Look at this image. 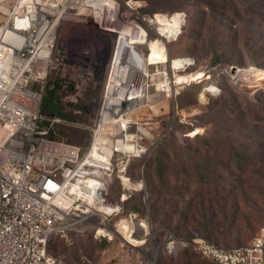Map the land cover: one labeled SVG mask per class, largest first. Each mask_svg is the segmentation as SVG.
<instances>
[{
	"label": "built area",
	"instance_id": "1",
	"mask_svg": "<svg viewBox=\"0 0 264 264\" xmlns=\"http://www.w3.org/2000/svg\"><path fill=\"white\" fill-rule=\"evenodd\" d=\"M125 4L121 9L116 0H0V264H58L49 254V241L71 231L93 232L100 239L116 236L121 246L134 247L126 234L136 239L148 234L146 222L125 214L123 205L132 191L144 190L143 181L134 183L128 171L133 159L148 152L142 137L130 131L137 121L129 116L136 108L148 110L150 95L177 97L205 80L209 70L188 71L196 66L191 57L169 58L167 40L177 39L183 30L175 28L173 36L162 32L174 15L141 19L134 1ZM180 21L184 23L182 15ZM79 23L101 32L97 49L86 51L91 59L76 55L71 60L60 45L68 24ZM126 31L129 42L138 37L119 49ZM148 39L163 44L166 61L149 60ZM64 68L68 77L52 80ZM118 68L121 74L112 78ZM101 73V94L88 104L95 108L88 148L48 137L42 124L46 91L59 83L65 93L61 100L68 102V93L86 92ZM207 91L217 94L219 88L211 85ZM138 95L146 98L134 107L130 101ZM114 179L123 190L116 203L108 201ZM122 214L112 228L111 219ZM189 244L218 264H264V228L241 247L223 248L196 235L172 241L168 251L173 254Z\"/></svg>",
	"mask_w": 264,
	"mask_h": 264
},
{
	"label": "rangeland",
	"instance_id": "2",
	"mask_svg": "<svg viewBox=\"0 0 264 264\" xmlns=\"http://www.w3.org/2000/svg\"><path fill=\"white\" fill-rule=\"evenodd\" d=\"M121 5V9L126 7L127 2H138L139 6L134 5V10H138L139 17L145 18L155 14L174 15L173 21H170V27L175 33V28L183 27L181 35L176 38L167 40V52L170 59L174 60L178 57L195 58L196 66L189 67L188 71H200L201 68L209 70L206 79L201 83H194L181 92L177 97H162L150 104L148 107V118L142 121L134 122L130 128L131 132H137L142 137V143L148 148V152L140 158L133 159L130 166L129 176L134 183L143 181L144 190L132 191L133 199L142 201L146 205L145 214L142 220L146 222V237L138 239L126 234L125 238L134 246H121L120 238L100 239L93 232H87L85 235L71 234L68 237L55 236L51 241V245L57 246L55 258L58 264H66L71 252H78V257L82 260H90L93 264H158L160 255L176 256L182 248H178L175 253L168 251L169 244L176 239L192 238L200 235V230L194 224L186 229L188 233L178 234L168 226H157L151 220L149 209L147 206L148 192L146 185L145 166L159 150L165 146L176 147L178 149L191 148L195 150V138L207 136V127L202 125V115L206 111V105L218 100L224 93H229L228 105L233 110L237 108L243 109L248 103L256 105V113L259 116V126L256 130L257 136L245 135L244 133L237 138H232L234 146L240 154L249 156L247 165L241 166L238 161L231 157L232 147L216 148L210 152V165L218 167L216 169V177L218 181L223 177L224 183L231 184L232 189L237 195L240 204L241 214L239 218L245 221L242 226L233 230L235 236L244 244L249 243L264 228V22L248 23L246 20L231 25L226 22L224 32L210 30V27L216 28L210 20L205 24L196 23L194 31L188 32L189 23L192 17L201 11H208L205 0H116ZM183 16L184 23H181L180 16ZM184 24V25H183ZM239 24V26H237ZM221 30V29H220ZM172 35V36H173ZM101 32L98 28H92L91 24H68L66 32L63 34L60 45L69 54L72 60L85 57L91 59V55L87 54L89 50L93 53L98 47V40ZM215 41V42H213ZM213 42V45H212ZM151 52L160 50L163 54V60H167L163 44L157 40H149ZM213 46H218L221 52H225V56L231 57L234 63L230 67L222 65V61L214 62ZM89 52L90 54H92ZM70 61V60H69ZM182 62V60H180ZM71 63V62H69ZM68 63V64H69ZM236 69V73H232L231 68ZM228 70V71H227ZM68 69L64 68L54 73L52 80L67 78ZM103 73L100 74L98 82L91 85L89 89L80 94L68 93L70 97L68 102H62L58 99L59 112L58 118L54 119L53 127L60 130L62 126L61 112L63 116H70L73 112L81 111V115L77 117V121L89 123L90 114L94 112V106L88 108V104L97 99L101 94ZM211 85H217L219 93L212 94L207 91ZM227 88V89H226ZM230 90V91H227ZM149 92H152L150 88ZM152 94V93H151ZM75 100L74 102H71ZM252 109V108H251ZM247 113V110H245ZM144 115L145 113H140ZM43 119H48V115L44 114ZM59 119V121H56ZM249 121V117L244 119L245 124ZM139 126H143L148 130L150 136L144 135L139 131ZM210 125L209 127H211ZM48 127V126H46ZM191 133L189 136L188 134ZM90 135H82L79 137L78 144L86 145ZM209 138H211L209 136ZM231 144V143H230ZM240 162V161H239ZM230 169L235 175H230L227 170ZM247 171L246 173H242ZM262 176V178H261ZM134 185V184H133ZM136 188L139 185L136 184ZM123 190L119 180L114 179L109 188V202H119ZM142 194V197L136 193ZM147 195V197H146ZM147 199L145 201V199ZM185 202L180 203L181 210L186 212ZM131 204L125 205L129 209ZM125 214H129L125 210ZM125 214L115 216L111 219L112 228L120 222ZM124 221L119 224L120 228H124ZM138 235V234H137ZM138 236H141L139 234ZM144 239V243L142 240ZM67 248L64 253L61 247ZM129 246V247H128ZM236 246L224 247L233 248Z\"/></svg>",
	"mask_w": 264,
	"mask_h": 264
},
{
	"label": "trees",
	"instance_id": "3",
	"mask_svg": "<svg viewBox=\"0 0 264 264\" xmlns=\"http://www.w3.org/2000/svg\"><path fill=\"white\" fill-rule=\"evenodd\" d=\"M204 2L207 3L206 8H210V10L201 11L191 18L188 28L190 34L199 21L205 24L207 20H210L212 24L216 25V28L210 27V30H217L221 33L226 30V22L231 25L241 20L248 21L246 25L264 22V0H205ZM134 5L139 6L135 1ZM213 47L212 59L214 62L222 61V65L225 67L233 65L234 60L231 57L225 56V52H221L218 46ZM232 69L233 67L231 71ZM230 93L226 92L217 101L206 105V111L202 115L201 121L202 125L207 127V136L198 137L199 134L194 136L197 137L194 140L195 150L165 146L148 161L145 166L147 206L151 220L157 226H168L178 234H186L188 233L186 228L194 224L200 230L201 236L220 247H241L248 243L244 244L246 241L237 238L233 232L236 228L241 227L242 223H245L238 215L241 214L240 204L231 184L224 183L223 177L218 181L216 177L218 167L209 163L210 152L216 148L232 147L231 157L238 161L242 167L247 165V161L244 159L250 157L238 152V149L232 144V138H237L243 133L257 136L258 130L256 129L260 122L255 110L256 105L248 103L243 109L233 110L227 102ZM64 94L59 83L56 84L55 89L46 91L42 115L46 114L49 117L42 119V124L48 130V137L79 145L85 151L90 145L91 130L89 129L90 121L89 123L77 121V117L81 114L73 112L70 116H63L61 112V122L58 124L62 128L58 130L53 127L54 119L58 118L57 114L60 108L57 101ZM246 117H249L247 124L244 122ZM210 125L212 126L209 127ZM87 134L90 135L87 144H78L79 137ZM136 159L141 160L140 158ZM227 173L235 175L230 169L227 170ZM136 193L142 197L141 193ZM186 198L189 199L185 203L186 212H183L180 203L185 202ZM132 199L133 195L123 203L124 207L131 204V207L125 208V210L127 213L136 214L141 219L145 214L146 205L142 199L139 201ZM71 234L82 236L87 232L71 231L66 237ZM53 237L49 241L48 251L55 258L58 251L56 245H51ZM60 251L65 253L67 248L62 246ZM77 255L78 252H71L66 264H93L90 260H82ZM158 264L218 263L203 257L193 244H189L183 247L176 256L160 255Z\"/></svg>",
	"mask_w": 264,
	"mask_h": 264
},
{
	"label": "bare ground",
	"instance_id": "4",
	"mask_svg": "<svg viewBox=\"0 0 264 264\" xmlns=\"http://www.w3.org/2000/svg\"><path fill=\"white\" fill-rule=\"evenodd\" d=\"M129 15H131V14H129ZM165 23H166L167 25L165 26V30L163 29L162 32L165 33L167 36H168V32L171 33V35H173V32H172L171 27H170V21H169V20H166ZM127 32H128V31H126V32L122 35V37H121V39H120L119 49L127 47L130 43H134L133 40H134L135 38L138 37V36H136V37L132 36V37H131V42H129V39L126 38V36H127ZM142 35H143V34H142ZM147 44H148V40H147ZM147 58H148V57H147ZM157 58L163 60V54H162V52H161L160 50H153V51L151 52V54H150L149 60L152 61V60H155V59H157ZM180 60H181L180 58L177 59V60H175V64H176V65H180V64H181V61H180ZM114 72H115V73L112 74V78H115V77L119 76V74H121V70H120L119 68H118L117 73H116L115 70H114ZM196 74H200V72H199V73H196ZM180 79L183 80V79H184V76H183V77H180ZM160 96H162V95H159V94L150 95V96L148 97V100H149L150 102H154V101H156ZM145 98H146V95H138V96H134V97H132V100L130 101V104H132V106L135 107V106H137V105H139V104L144 103ZM142 112H144L145 114H144V115L140 114V113H142ZM129 117H130V119H132L133 121H138V120H142V119H147V118H148V110L145 109V108H136V109L133 110V112L131 113V115H130ZM139 129H140L141 132H143L144 134H146V135H150V133L148 132V130H147L146 128H144L143 126H139ZM131 186H136V185H133V183H131ZM138 235H139V234H138Z\"/></svg>",
	"mask_w": 264,
	"mask_h": 264
},
{
	"label": "water",
	"instance_id": "5",
	"mask_svg": "<svg viewBox=\"0 0 264 264\" xmlns=\"http://www.w3.org/2000/svg\"><path fill=\"white\" fill-rule=\"evenodd\" d=\"M232 73L233 74L236 73V69L235 68L232 69Z\"/></svg>",
	"mask_w": 264,
	"mask_h": 264
}]
</instances>
